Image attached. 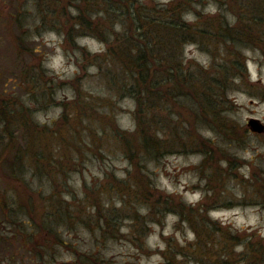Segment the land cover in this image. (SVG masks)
Returning <instances> with one entry per match:
<instances>
[{"label": "rangeland", "instance_id": "374dc122", "mask_svg": "<svg viewBox=\"0 0 264 264\" xmlns=\"http://www.w3.org/2000/svg\"><path fill=\"white\" fill-rule=\"evenodd\" d=\"M98 1L56 0L52 6L48 0H0V112L6 113L8 122L0 121V151L5 152L0 167V218L6 220L0 225L7 226L10 236L4 240L0 264H166L167 260L172 264H196L197 260L202 264H264V131L254 132L247 125L249 119L264 125V51L259 46L243 50L248 84L229 92L231 110L225 115L227 124L236 130L224 135L206 127L200 131L214 142L209 148L216 151L206 170L196 168L202 154L189 151L190 143L182 147L184 143L172 128L178 127L175 116L169 117L172 123L166 133L167 139L174 137L175 151L150 160L137 151L132 160L131 152L112 138L109 119L114 117L121 129L133 131L135 103L117 90V95L108 90L100 70L82 50L84 47L92 55L104 52L106 46L94 37L111 38L112 32L86 30L93 37L74 27L71 42L65 41L68 26L77 22L73 20L76 8L87 6L98 15ZM140 1L153 5L169 0ZM230 2L235 9L243 0ZM194 10L201 18L217 13L211 1L195 4ZM194 18L193 12L184 17L190 23ZM181 50L186 60L204 66L209 62V55L195 44H186ZM180 122H185L184 115ZM33 132L42 140L29 153L26 141ZM10 139L19 146L18 153L9 151ZM14 153L27 168L22 176L11 179L2 176L1 170H5L6 156L10 161ZM35 162L51 172L38 174ZM130 162L152 182L154 199L170 194L194 207L204 201V213L194 214L204 235L194 252L197 257L185 247L195 244L193 231L170 209L145 218V231L136 238L131 235L135 211L142 217L149 210L144 203L134 202L132 195L123 203L125 187L114 183V179L121 180L133 187L132 179L139 170ZM216 167L228 168V173L223 171L224 183L215 190L217 182L209 183L207 174ZM20 194L23 198L18 200ZM86 196L89 202H84ZM21 201L24 207L39 209L33 210L38 212L34 218L32 213H14ZM52 201L67 213L66 222L55 227V235L42 227ZM90 202L101 203V213L111 207L115 212L121 210L115 229L97 227ZM85 205L89 219L79 214ZM210 222L232 229L237 239L231 240L230 233L226 239L222 234L226 230L206 228ZM184 247L186 252L179 255Z\"/></svg>", "mask_w": 264, "mask_h": 264}, {"label": "trees", "instance_id": "16d2710c", "mask_svg": "<svg viewBox=\"0 0 264 264\" xmlns=\"http://www.w3.org/2000/svg\"><path fill=\"white\" fill-rule=\"evenodd\" d=\"M204 1L213 3L217 11L215 15L201 18L200 12L194 10L195 4H201ZM48 2L52 3V6H56L57 3L56 0H48ZM98 2V8H100L96 11L99 12L98 15L87 6L76 8L77 14L73 20L77 22H72V26H68L72 30L68 28L66 31L65 41L71 42L74 27L85 32L91 30L89 32L92 33L112 32L111 38L106 36L98 38L87 32L106 46L104 52L92 55L86 48H82L87 58L100 70L108 90H114L115 94L117 90L118 95L130 97L135 103L134 130L121 129L112 117L109 119L112 138L116 142L120 141L124 148L131 152L132 160L137 157V153L134 154L135 157L133 155L137 151L148 160L158 159L175 151L174 137L166 138L169 125L172 123L169 117L175 116L177 118L175 124L178 127L172 128L176 131L180 142L184 143L182 147L190 143L192 147L189 151H196L203 155L200 166L196 167L203 172L209 166L208 161L214 159L216 151L209 148V144L214 142L203 136L200 131L206 127L224 135L236 130L235 126H229L225 119V115L231 110L228 94L239 85H245V82L248 84L243 50L259 46V49L264 51V0H243L237 3L235 9L231 6L230 0H169L164 3L156 2L153 5L140 0H100ZM191 12L195 14L192 23L184 19ZM189 43L195 44L209 55L210 59L206 66L184 58L181 49ZM170 102L177 105L171 106ZM1 112L0 121L8 124L6 113ZM182 115L185 117L183 123L180 122ZM71 127L75 130L76 124ZM63 138L61 132L59 139ZM41 140L37 133H30L25 150L31 153L36 143ZM12 142L14 140L10 139L9 151L16 150L18 153L19 146ZM42 149L44 151L45 144ZM4 153L2 149L0 167L5 162ZM220 154L225 158L228 157L222 151ZM6 161L5 170L1 168L2 176L8 175L11 179V176L19 178L26 172V163L18 154L14 153L10 161L6 156ZM36 163L33 166L38 174L48 175L51 172L50 168L39 167ZM228 163L231 164V162ZM132 165L142 173L136 171L132 179V188L125 185V182L114 179V183L119 188L125 187L123 203L127 201L128 195H132L134 202L144 203L149 210L147 216L142 217H139V213L135 211L131 235L136 238V235H141L145 231L143 227L145 218L151 219L163 209H170L186 221L193 231L195 244L185 247L190 248V252L196 256L194 252L197 251L204 235L203 231L197 227L198 223L194 221V214L200 213L197 216H201L204 213L206 210L204 201L198 202L194 207L177 200L170 194L161 199H154V196H151L150 183L152 182L149 181L148 176H142L145 173L138 168V165L135 163ZM223 171L228 173V168L216 167L207 174L209 183L217 182L215 190L220 183H224L220 176ZM218 194L223 195V193ZM26 195L28 197L26 200H29L28 194ZM19 198H23L21 194L18 200ZM85 201L89 202V196L84 198ZM101 206L99 202H90V208L95 209L93 217L97 227L115 229L117 220L122 217L119 214L121 210L115 212L111 207L106 209L105 213H101ZM50 207L51 212L47 220L42 219V227L49 235H55V227L66 222L67 213L62 212L55 205V201L51 202ZM85 207L86 205L79 214L89 219L88 208ZM35 209L24 207L21 201L20 206L13 211L16 214L18 212L32 213L31 217L34 218L38 213L33 212ZM8 214L11 215V212ZM0 222L5 223L6 220L0 218ZM84 224L89 227L90 221ZM27 225L30 229L31 224ZM6 228L7 226L0 229V231L4 230L0 232V253L5 241L10 238ZM206 228H212L215 232L226 230L222 233L224 237L230 233L231 240L237 239L234 236L236 232L232 229L216 227L213 222H210ZM35 229H37L36 225L33 227V230ZM18 232L23 234V229H19ZM246 239L249 240L250 237ZM236 243H240L239 240ZM185 247L178 251L179 255L186 252ZM91 257L96 258L94 255ZM166 264H172V262L167 260ZM196 264H202V262L197 260Z\"/></svg>", "mask_w": 264, "mask_h": 264}, {"label": "water", "instance_id": "95a60500", "mask_svg": "<svg viewBox=\"0 0 264 264\" xmlns=\"http://www.w3.org/2000/svg\"><path fill=\"white\" fill-rule=\"evenodd\" d=\"M247 125L254 132L261 133L262 131H264V125L260 124L256 119H249Z\"/></svg>", "mask_w": 264, "mask_h": 264}]
</instances>
